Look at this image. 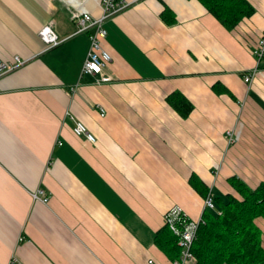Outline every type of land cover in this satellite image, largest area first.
I'll return each mask as SVG.
<instances>
[{"label":"crops","instance_id":"obj_1","mask_svg":"<svg viewBox=\"0 0 264 264\" xmlns=\"http://www.w3.org/2000/svg\"><path fill=\"white\" fill-rule=\"evenodd\" d=\"M125 1L103 24L111 81L96 85L81 76L90 42L69 6L98 18L99 0H0V60L25 62L0 78V264H172L155 235L173 206L203 213L191 175L212 190L213 213L240 198L230 178L264 182V65L243 80L264 0H246L254 13L233 30L199 0ZM45 26L62 40L50 50ZM173 93L192 105L186 117ZM255 224L264 249V217Z\"/></svg>","mask_w":264,"mask_h":264},{"label":"trees","instance_id":"obj_2","mask_svg":"<svg viewBox=\"0 0 264 264\" xmlns=\"http://www.w3.org/2000/svg\"><path fill=\"white\" fill-rule=\"evenodd\" d=\"M199 1L227 30H233L254 13L246 0ZM168 13L163 14L167 22ZM167 100L182 117L192 110V105L179 93ZM229 183L240 198L228 195L226 202H219L218 213L203 214L205 225L198 229L191 249L193 264H264L261 231L255 224V219L264 217V182L254 189L234 177ZM189 184L205 198L209 189L196 175H191ZM155 243L172 260L179 257L177 239L166 226L156 233Z\"/></svg>","mask_w":264,"mask_h":264},{"label":"built area","instance_id":"obj_3","mask_svg":"<svg viewBox=\"0 0 264 264\" xmlns=\"http://www.w3.org/2000/svg\"><path fill=\"white\" fill-rule=\"evenodd\" d=\"M71 2L69 11L71 19L76 24L75 34H87L90 42V51L83 64L81 76L94 77V84L99 85L111 81V77L104 73L108 64L111 62V55L102 47L101 41L106 37V30L103 24L106 20L112 18L116 14L125 10L129 3L125 0H99L98 5L102 10L98 18L84 9L80 4ZM39 38L45 44V50L53 49L62 43L50 27H43L39 33ZM255 58V66L253 70L245 74L244 82L251 84L253 78L256 76L261 65H264V32L258 39L255 47L252 50ZM25 62L14 58L10 63H5L0 60V78L21 67ZM102 111V110H101ZM74 134L77 136H84L89 142L95 143V138L89 134L86 127L76 122L73 128ZM227 142L229 144L234 142V132L229 130L226 132ZM43 203L48 201V197L44 191L38 190L34 195ZM215 209L214 195L209 189L205 198L203 199V213L196 220H191L179 206H173L164 215V225L173 233L177 239V246L180 248V255L177 259L172 261V264H188L194 261V256L191 251L192 245L196 239L198 229L205 225L203 214L206 211H213ZM15 259L12 263H15ZM148 264H154L152 260ZM226 264V263H224Z\"/></svg>","mask_w":264,"mask_h":264}]
</instances>
